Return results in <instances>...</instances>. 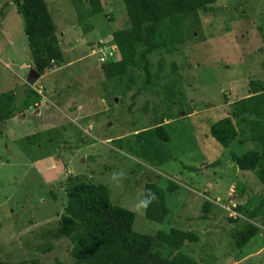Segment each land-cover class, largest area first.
<instances>
[{"label":"rangeland","instance_id":"rangeland-1","mask_svg":"<svg viewBox=\"0 0 264 264\" xmlns=\"http://www.w3.org/2000/svg\"><path fill=\"white\" fill-rule=\"evenodd\" d=\"M100 1L93 12L86 0H45L65 61L29 84L22 20L13 0H0V93L15 99L0 121V264H80L58 230L66 191L80 181L106 184L112 203L134 212L136 232H195L198 241L179 250L201 264H264V184L229 154L264 153V136L252 131L264 115L233 118L239 134L228 147L209 133L249 95L251 79L264 87V0H215L165 17L147 60L137 42L139 65L127 61L111 78L104 64L121 59L112 33L130 23L123 0ZM169 181L178 187L165 192L164 222L136 210L146 183ZM259 201L260 230L238 249L236 234Z\"/></svg>","mask_w":264,"mask_h":264},{"label":"trees","instance_id":"trees-1","mask_svg":"<svg viewBox=\"0 0 264 264\" xmlns=\"http://www.w3.org/2000/svg\"><path fill=\"white\" fill-rule=\"evenodd\" d=\"M93 12L103 10L100 0H86ZM215 0H123L129 29H120L112 33L119 49L121 59L104 64L106 77L111 78L124 72L125 62L139 65L135 56V43L146 46L142 53L146 61V51L154 48V38L159 23L165 17L173 18L179 14L202 9ZM21 20L34 68L44 74L54 64L65 61L55 25L45 0H13ZM104 63V62H103ZM144 70L149 78L146 63ZM249 95L233 103L230 115L223 116L209 127L210 135L223 147H228L237 137L238 129L233 118L241 115H264V87L259 79L248 82ZM11 91L0 93V121H5L14 104ZM252 131L264 136V122L254 119ZM157 136L168 141L169 135L162 126L155 129ZM230 159L240 170L252 171L254 176L264 184V153L257 149H247L242 154L229 151ZM178 185L169 181L166 189L157 183L144 185L143 196L148 191L154 192V200L144 215L146 218L164 222L169 208L165 192L177 190ZM263 203L260 201L248 212L235 237V246L242 248L254 235L262 223L258 214ZM255 219L259 220L257 223ZM134 212L110 198L109 188L104 183L76 182L66 191V202L60 215L59 233L68 237L72 243L71 254L80 264H201L193 257L179 249L185 242L192 243L199 236L191 230L171 227L167 231L159 230L153 234L139 233L133 229ZM254 221V222H252ZM163 244L176 252L164 256L156 247Z\"/></svg>","mask_w":264,"mask_h":264},{"label":"clouds","instance_id":"clouds-1","mask_svg":"<svg viewBox=\"0 0 264 264\" xmlns=\"http://www.w3.org/2000/svg\"><path fill=\"white\" fill-rule=\"evenodd\" d=\"M118 174H114V178L117 176ZM119 175H122V174H119ZM157 197H156V194L154 192H151V190L148 191V195L140 200L139 202H137V204L135 205L136 207V210L138 212L140 211H146L147 208L149 207V205L154 201L156 200Z\"/></svg>","mask_w":264,"mask_h":264},{"label":"water","instance_id":"water-1","mask_svg":"<svg viewBox=\"0 0 264 264\" xmlns=\"http://www.w3.org/2000/svg\"><path fill=\"white\" fill-rule=\"evenodd\" d=\"M38 77H40V73L33 67L30 69L27 75V82L29 84L33 83Z\"/></svg>","mask_w":264,"mask_h":264},{"label":"built area","instance_id":"built-area-1","mask_svg":"<svg viewBox=\"0 0 264 264\" xmlns=\"http://www.w3.org/2000/svg\"><path fill=\"white\" fill-rule=\"evenodd\" d=\"M110 54H111V53H110ZM105 58H106V56L104 55V52H103V55H101V56L99 57V60L102 61V62H104V61H105Z\"/></svg>","mask_w":264,"mask_h":264},{"label":"crops","instance_id":"crops-1","mask_svg":"<svg viewBox=\"0 0 264 264\" xmlns=\"http://www.w3.org/2000/svg\"><path fill=\"white\" fill-rule=\"evenodd\" d=\"M41 76V75H40Z\"/></svg>","mask_w":264,"mask_h":264}]
</instances>
